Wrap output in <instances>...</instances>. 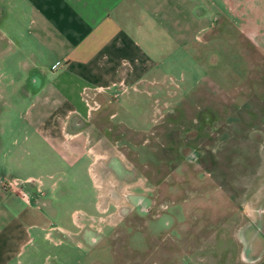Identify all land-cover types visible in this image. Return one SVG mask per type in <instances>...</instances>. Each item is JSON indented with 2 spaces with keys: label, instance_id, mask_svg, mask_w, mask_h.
Listing matches in <instances>:
<instances>
[{
  "label": "rangeland",
  "instance_id": "obj_1",
  "mask_svg": "<svg viewBox=\"0 0 264 264\" xmlns=\"http://www.w3.org/2000/svg\"><path fill=\"white\" fill-rule=\"evenodd\" d=\"M234 1L149 93L43 100L30 93L41 71L4 61L5 39L0 183L47 216L30 228L31 264H264V0ZM58 108L81 111L66 123L83 132L34 116Z\"/></svg>",
  "mask_w": 264,
  "mask_h": 264
},
{
  "label": "crops",
  "instance_id": "obj_2",
  "mask_svg": "<svg viewBox=\"0 0 264 264\" xmlns=\"http://www.w3.org/2000/svg\"><path fill=\"white\" fill-rule=\"evenodd\" d=\"M229 2L235 1L0 0V53L9 36L11 58L3 60L11 63L12 55L24 54L15 64L41 71V89L30 93L35 96L41 91L43 100H54L50 95L57 93L70 102L83 98L86 87L105 89L103 93L111 95L125 94L131 88L149 93L179 47H187L200 32L210 36L216 23L224 21ZM65 110L45 109L34 116L45 118L41 123L47 129L53 117L60 118L58 130L74 138L83 132L79 119H74L69 130L66 117L82 112ZM71 148L75 160L84 156L78 154L76 143ZM0 163L7 164L5 160ZM19 196L26 205L19 203ZM46 221L39 206L0 183V264H31L30 228H43Z\"/></svg>",
  "mask_w": 264,
  "mask_h": 264
}]
</instances>
